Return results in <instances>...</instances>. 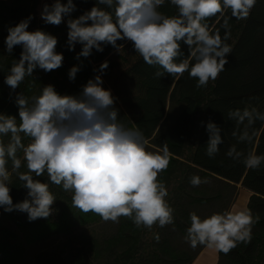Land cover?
Returning <instances> with one entry per match:
<instances>
[{
	"label": "clouds",
	"instance_id": "clouds-1",
	"mask_svg": "<svg viewBox=\"0 0 264 264\" xmlns=\"http://www.w3.org/2000/svg\"><path fill=\"white\" fill-rule=\"evenodd\" d=\"M256 3L92 0L90 8L74 17L78 10L74 0H43L39 16L44 25L66 26L68 51L80 45L74 56L78 63L67 70L69 82H75L82 70V57L102 53L106 46L119 54L127 44L156 69L154 78L179 80L187 73L197 88H206L226 70L233 50L228 43L232 21L246 20ZM33 19L35 14L29 13L7 25L0 52L14 57L3 75V85L14 97L17 110L15 114L0 111V210L24 213L28 222L47 219L56 209L57 197L51 189L55 185L71 194L73 207L98 215L102 221L118 224L124 217L135 227L149 230L153 225H174L169 188L159 179L172 154L167 144L152 150L141 129L121 121L118 97L105 87L107 59L92 68L93 75L75 93H61L51 83L32 96L20 91L26 78L36 79V70L50 73L64 63L63 53L57 51L58 37L43 28L29 30ZM16 47L21 49L18 58ZM227 119L233 122L234 143L224 155L248 170L264 168V153L247 148L256 143L257 124L264 128V108L248 102L229 109ZM200 123L208 136L205 154L215 158L225 142L224 129L211 119ZM14 174L26 190L24 198L15 202L11 194ZM44 176L46 181L39 179ZM206 183L207 178L197 174L189 179L193 187ZM256 220L250 208L237 204L208 215L190 211L183 239L193 249L205 247L228 254L252 241ZM153 238L159 242V233Z\"/></svg>",
	"mask_w": 264,
	"mask_h": 264
},
{
	"label": "trees",
	"instance_id": "trees-1",
	"mask_svg": "<svg viewBox=\"0 0 264 264\" xmlns=\"http://www.w3.org/2000/svg\"><path fill=\"white\" fill-rule=\"evenodd\" d=\"M74 2L78 5V10L72 14L74 17L92 6V0ZM163 10L167 11L166 8ZM238 22L232 21L231 35ZM41 28L52 30L51 33L58 37L57 51L63 53L64 63L61 68L50 73L36 70V79L26 78L20 85V91L32 96L38 94L41 86L51 83L61 93L77 92L78 84L74 88L73 84L65 85L57 80L60 74L65 75L72 65L78 63L74 59L75 51L67 50V29H56L49 25ZM182 47L187 54V47ZM232 49V53L228 54L226 70L212 83L201 120L206 123L211 119L221 126L225 142L220 153L215 158H209L205 154L207 132L200 125L191 157L186 162L181 159L197 105L199 88L196 87L195 80L189 78L187 73L179 80L168 76L154 78L156 69L145 64L127 44L119 54L111 46H106L104 52H94L92 55L98 65L106 59L109 61L107 74L103 78L107 87L118 97L121 121L128 127L141 129L149 140V148L159 150L162 144L169 147L172 154L170 164L159 179L167 185L175 178L177 185L169 196L175 209V224L163 227L175 232V236H182L175 237V245L179 243L177 249L173 250L167 242L159 241L148 252H139L138 248L142 247L139 240L141 228L135 227L124 217L120 218L112 236L96 238L88 233V228L103 222L100 217L93 213H82L73 207L71 194L53 185L51 189L57 197L54 204L56 209L47 219L38 218L34 222H28L24 213H6L0 210L3 220L10 222L15 228L14 232L9 231L0 224V264H18L25 246L38 244L51 237L65 236H68V241L79 245L71 248V252L39 253L36 264H190L204 247L193 249L183 239L188 225V213L197 212L200 207L214 202L223 203L222 210L227 209L235 198L237 185L252 193L247 206L257 218L252 228V241L249 244H239L228 254L219 253L216 264H254L264 244V168L248 170L242 163L232 161L224 153L234 143L231 136L233 122L227 119L228 110L242 108L248 102L264 108V0H257L249 17L243 21ZM20 51L19 47L15 48L16 58ZM13 59L12 55H0V65H3L0 70V111L11 114H15L17 110L13 103L14 97L9 96L8 88L3 85V75L7 73ZM53 73L57 75L54 76ZM62 79L65 80V76ZM257 128L259 131L256 143L247 148L264 153V128L259 123ZM180 171L184 174L178 180ZM193 174L206 177L208 183L199 187L191 186L189 179ZM39 179L46 181L47 177ZM21 187L22 183L11 193L14 202L25 196L26 190ZM183 245L188 248L184 249ZM158 248L161 252L156 251ZM189 249L192 250V255H187Z\"/></svg>",
	"mask_w": 264,
	"mask_h": 264
},
{
	"label": "rangeland",
	"instance_id": "rangeland-1",
	"mask_svg": "<svg viewBox=\"0 0 264 264\" xmlns=\"http://www.w3.org/2000/svg\"><path fill=\"white\" fill-rule=\"evenodd\" d=\"M43 0H0V52L3 50V38L7 34L6 33V26L9 24H15L18 22L21 18L27 16L29 13L35 14V19L30 23L29 30L41 28L42 26H45L43 22L40 19L39 16V10L41 7ZM48 3H51V0H47ZM244 20H239L237 26L235 27V30L233 31L231 38L229 39V44L232 45L236 37L238 36L242 23ZM52 28L56 29H64L66 26L64 24H61L59 26H53L49 25ZM49 32H52L50 30ZM57 33V32H53ZM59 35V34H57ZM80 51V47L76 45L75 47V53ZM83 63L82 70L77 74L75 82H69L67 79V72H65V75L60 74L59 79H57L59 82H64L65 85H72L75 88L76 84L79 86L87 81L88 78H90L93 75L92 68L94 66H97V61L93 58V56L85 59L81 58ZM69 63H67L68 65ZM77 64V63H76ZM54 76H56V73H53ZM62 76H65V80L62 79ZM213 81H210L208 86L206 88H199L197 92V105L195 108V112L193 114V120L190 126L189 135L185 143L184 147V154L182 156L181 161H188L191 157L197 135L200 129L201 120H202V113L203 108L206 100L209 98V92L210 88L212 86ZM63 84V83H62ZM68 87V86H67ZM105 87H107L105 83ZM116 106L120 109L119 103L117 102ZM153 150V149H152ZM21 171H25L24 168H21ZM182 171L179 172L177 175L178 180L183 176L181 174ZM175 176V175H174ZM173 181L167 184L169 188V196L172 195L173 190L176 188V182L175 178H172ZM177 181V180H176ZM21 182L19 179L15 176V174L12 176L11 179V187H13L12 192L14 191V188L20 185ZM177 186V185H176ZM236 196V195H235ZM223 203L221 202H214V204H209L208 206L200 207V209L197 211L198 214L201 215H208L214 211H221L222 210ZM0 224L4 228H6L9 231H15L14 226L7 221H4L1 217L0 213ZM117 224H113L112 222H101L100 224L94 225L93 227L88 228L89 234H93L98 239L108 238L112 236L115 233ZM76 233V232H75ZM154 233H159L160 240L164 241L169 244L171 249L175 250L178 248L179 243L177 242L175 245V232L168 231L166 229L160 228L156 225H153L152 229H146L141 227V232L139 233V240L141 241L142 246L140 249L138 248L139 252H148L150 250V247L155 246V243L157 242L153 236ZM182 237L181 235H178ZM68 236L65 237H51L47 240H44L42 242H39L38 244L32 245V246H25L24 247V254L22 258L20 259L18 264H36V256L39 253L42 252H71V248L77 247L79 244L74 243L72 241L67 240ZM186 244V243H184ZM184 249L188 248L187 246H182ZM156 251L161 252V249L158 248ZM192 250L189 249L187 251V255H192ZM63 255V253H62ZM254 264H264V244L260 248L258 257L256 258V261Z\"/></svg>",
	"mask_w": 264,
	"mask_h": 264
},
{
	"label": "crops",
	"instance_id": "crops-1",
	"mask_svg": "<svg viewBox=\"0 0 264 264\" xmlns=\"http://www.w3.org/2000/svg\"><path fill=\"white\" fill-rule=\"evenodd\" d=\"M236 189V196L231 205L237 204L239 206L247 207L252 193L240 185H237ZM218 254L219 253L215 252L214 250L204 247L190 264H216L218 260Z\"/></svg>",
	"mask_w": 264,
	"mask_h": 264
}]
</instances>
